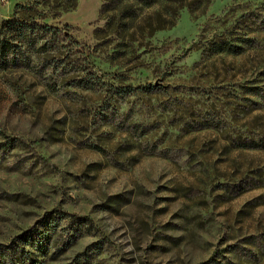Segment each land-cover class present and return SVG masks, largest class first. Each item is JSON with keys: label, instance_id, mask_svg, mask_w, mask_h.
<instances>
[{"label": "rangeland", "instance_id": "374dc122", "mask_svg": "<svg viewBox=\"0 0 264 264\" xmlns=\"http://www.w3.org/2000/svg\"><path fill=\"white\" fill-rule=\"evenodd\" d=\"M33 1L0 0L47 27L0 59V264H264V0Z\"/></svg>", "mask_w": 264, "mask_h": 264}, {"label": "trees", "instance_id": "16d2710c", "mask_svg": "<svg viewBox=\"0 0 264 264\" xmlns=\"http://www.w3.org/2000/svg\"><path fill=\"white\" fill-rule=\"evenodd\" d=\"M58 3H57V2ZM60 0H54L56 4L58 5V8H61L64 12H70L77 6L78 0H67V4L60 3ZM42 0L33 1L30 4H26L24 6H18V12H32L41 10L43 12V15L37 14V17H41L40 20H45V10L46 8H50L52 4V0H44L43 3H41ZM37 19H34L33 17H18L17 20H10L8 22H4L3 25L0 27V59L3 60L4 63L7 62V64H11L13 66H17L18 61L22 60L23 62H26V59L24 58V54L21 51L20 44L27 43V45L30 44V46H36L38 39H36V36L40 32H46L47 27L45 25L37 23ZM35 23V24H34ZM37 41V42H35ZM18 48L20 49L19 51ZM44 49V47H41ZM37 49V47L35 48ZM42 49V50H43ZM221 52H234L233 49L230 47H220ZM21 52V53H18Z\"/></svg>", "mask_w": 264, "mask_h": 264}]
</instances>
